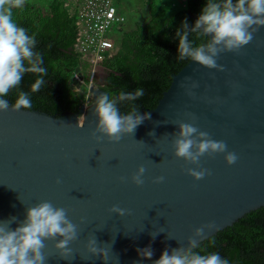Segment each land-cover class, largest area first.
I'll list each match as a JSON object with an SVG mask.
<instances>
[{
  "label": "water",
  "instance_id": "95a60500",
  "mask_svg": "<svg viewBox=\"0 0 264 264\" xmlns=\"http://www.w3.org/2000/svg\"><path fill=\"white\" fill-rule=\"evenodd\" d=\"M199 28L150 112L0 103V264H167L264 207V0Z\"/></svg>",
  "mask_w": 264,
  "mask_h": 264
},
{
  "label": "trees",
  "instance_id": "16d2710c",
  "mask_svg": "<svg viewBox=\"0 0 264 264\" xmlns=\"http://www.w3.org/2000/svg\"><path fill=\"white\" fill-rule=\"evenodd\" d=\"M257 1L184 0L169 13L164 3L146 0L148 21L123 32L115 53L101 64L102 112L153 110L173 76L209 48L199 27L240 21ZM61 2L41 7L0 0V103L55 117L77 112L87 89L74 92L71 78L76 67L88 64L73 51L74 17ZM167 264H264V207Z\"/></svg>",
  "mask_w": 264,
  "mask_h": 264
},
{
  "label": "built area",
  "instance_id": "2783aa9c",
  "mask_svg": "<svg viewBox=\"0 0 264 264\" xmlns=\"http://www.w3.org/2000/svg\"><path fill=\"white\" fill-rule=\"evenodd\" d=\"M64 7L76 12L75 50L88 57L90 63L102 61L113 51L111 29L123 23L115 0H58ZM92 76V74H91Z\"/></svg>",
  "mask_w": 264,
  "mask_h": 264
},
{
  "label": "rangeland",
  "instance_id": "374dc122",
  "mask_svg": "<svg viewBox=\"0 0 264 264\" xmlns=\"http://www.w3.org/2000/svg\"><path fill=\"white\" fill-rule=\"evenodd\" d=\"M34 5L41 7L47 6L49 0H28ZM155 2L164 3L166 10L169 13H172L175 10V5L182 4V0H154ZM146 0H115V6L123 12L127 20L121 25L122 30L115 31L117 38H120V35L123 30L127 29L133 30L137 25H143L148 21L149 15L145 7ZM84 66V64H82ZM90 72L94 76V84H99L100 80L103 78V69L99 68L97 65L93 64ZM82 73L85 79L86 71L82 67ZM92 88V86H91Z\"/></svg>",
  "mask_w": 264,
  "mask_h": 264
},
{
  "label": "clouds",
  "instance_id": "9594fccd",
  "mask_svg": "<svg viewBox=\"0 0 264 264\" xmlns=\"http://www.w3.org/2000/svg\"><path fill=\"white\" fill-rule=\"evenodd\" d=\"M25 1H27V0H10V4H12V5H14V4H21V3H24ZM184 0H182V2H183ZM62 4H63V6H64V2H61ZM65 8V10H66V12L69 14V16H73L74 17V26H75V36H76V12L73 10H70L69 8L67 9L66 7H64ZM116 10H117V12H118V14H120L121 16H123V18H124V21H123V23L127 20V18L125 17V15L123 14V12L121 11V10H119L117 7H116ZM123 23H121V25L123 24ZM121 25H119V26H117V27H114V28H112L111 29V40H112V42H113V45H114V48H113V51L111 52V53H107V54H105V56H104V58L102 59V61H100V62H98V63H94L95 65H97L99 68H102V66H101V64H102V62H103V60L104 59H106V58H109V57H111L114 53H115V51L117 50V48H116V42H117V40H118V38H117V36L115 35V31H118V30H122V27H121ZM125 31H127V29H125V30H123L122 31V33L123 32H125ZM130 31V30H129ZM121 33V34H122ZM121 36V35H120ZM74 44H75V39H74V43H73V51H74V53H76L77 54V56L79 57V58H81V60L82 61H84V62H86L88 65H86L85 66V71H86V74H85V76H86V78H87V80L84 78V76H83V73H82V69H81V67H79L80 68V73H81V76H82V78H83V80H82V82H81V87H80V89H73V88H75V86H73L72 85V78H74V77H77V74H73L72 75V78H71V86H72V90L74 91V92H81V91H83L82 89L84 88V87H86V92H85V95H84V99H83V101H82V103H81V105H83V106H85V107H88L91 103H92V100H91V97H92V95L89 93V89L91 88V86L93 87V88H96V89H99L100 90V88L98 87L99 86V84H94V76L92 75L91 76V72H90V70H91V67H92V65H93V63H90V61H89V58L88 57H85V56H82L81 54H79L76 50H75V47H74ZM103 69V68H102ZM99 98V97H98ZM99 100V99H98ZM80 105V106H81ZM137 114V113H136ZM218 233V232H217ZM179 256V255H178Z\"/></svg>",
  "mask_w": 264,
  "mask_h": 264
}]
</instances>
